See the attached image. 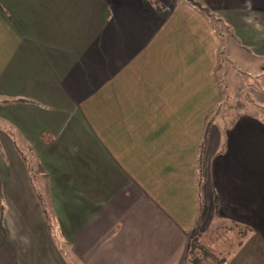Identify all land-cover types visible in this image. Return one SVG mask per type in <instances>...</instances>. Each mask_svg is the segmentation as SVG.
Returning <instances> with one entry per match:
<instances>
[{
	"label": "crops",
	"instance_id": "1",
	"mask_svg": "<svg viewBox=\"0 0 264 264\" xmlns=\"http://www.w3.org/2000/svg\"><path fill=\"white\" fill-rule=\"evenodd\" d=\"M224 61L264 71V0H0V189L39 259L185 264L230 226L224 264H264V119L204 123Z\"/></svg>",
	"mask_w": 264,
	"mask_h": 264
},
{
	"label": "rangeland",
	"instance_id": "2",
	"mask_svg": "<svg viewBox=\"0 0 264 264\" xmlns=\"http://www.w3.org/2000/svg\"><path fill=\"white\" fill-rule=\"evenodd\" d=\"M233 53L236 57H239L240 55L237 51ZM241 56L250 59L249 55L245 52H242ZM218 73L221 75L222 79V94L218 103L215 104V107H218L220 110L218 109V114H213V117L221 119V123H228L233 113V109L229 108V106L234 108V102L236 100L243 102L246 97L247 99L251 98L252 103H244L245 106L247 107L249 105L250 110L252 109L256 115H261L259 117L264 119V71L257 72V74L242 72L236 70L231 64L224 61L223 67ZM259 73L261 74L259 75ZM253 106H255V109ZM34 171L36 175L40 177L39 181H37V185H43L45 182L44 178L36 172L37 170L35 167ZM0 196L2 197L0 203L4 208L2 222L7 235L6 240L2 239L0 236V264H54V258L52 260L51 258H47V251L51 250L50 247H47L46 249V259H39V255L36 254V246L32 243V239H35L34 235L38 234L37 230L32 231L29 227H26V229L23 230V227L19 225V218L17 217L14 206H9V204L6 205L3 197L7 196L2 194L1 189ZM52 230H54L53 227H51L50 232H52ZM47 243L49 244V242ZM32 246L34 250L33 252H31ZM64 248L66 250L69 249L68 247Z\"/></svg>",
	"mask_w": 264,
	"mask_h": 264
},
{
	"label": "trees",
	"instance_id": "3",
	"mask_svg": "<svg viewBox=\"0 0 264 264\" xmlns=\"http://www.w3.org/2000/svg\"><path fill=\"white\" fill-rule=\"evenodd\" d=\"M194 5H197V3H194ZM219 66L217 65V68ZM219 99L220 96L217 98L216 103L218 102ZM249 99L245 97L244 98L245 101L243 102H241L240 100H236L234 102L235 105L234 108L229 106V108L233 109V113L229 121H233L239 116L240 110L246 107L244 103H249V104L252 103L251 102L252 99L251 98ZM215 104L204 115L205 128H207L211 124L214 118L213 114L215 112V109L218 108L215 107ZM201 150L202 147L199 146V152ZM30 173H31L30 175L31 179L34 178V173H32V171H30ZM36 197L38 202L40 203L41 212L46 222V228L50 234H53L54 233L53 230L52 232H50L51 227H53L51 221L52 217L50 216V213L48 212L42 197L39 194H36ZM0 200H2L1 196H0ZM3 214H4V208L3 205L0 203V236L2 239L6 240L7 237L6 230L2 222ZM243 231L244 229H241L240 227L236 228L230 226H218L216 228H213L210 231V233H208L203 238H201V235L196 234L189 241V247L187 251V258L185 264H224L227 260L228 255L232 252L234 245L240 244L241 238L243 236ZM231 232L235 236L228 237V235L230 236ZM228 238H232L231 239L232 241L230 240L226 241L228 240ZM53 240H55L54 237Z\"/></svg>",
	"mask_w": 264,
	"mask_h": 264
},
{
	"label": "built area",
	"instance_id": "4",
	"mask_svg": "<svg viewBox=\"0 0 264 264\" xmlns=\"http://www.w3.org/2000/svg\"><path fill=\"white\" fill-rule=\"evenodd\" d=\"M193 1H199V0H193Z\"/></svg>",
	"mask_w": 264,
	"mask_h": 264
}]
</instances>
